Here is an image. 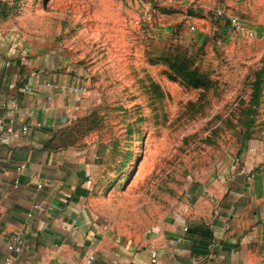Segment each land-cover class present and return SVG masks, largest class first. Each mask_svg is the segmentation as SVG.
I'll return each instance as SVG.
<instances>
[{"label":"rangeland","instance_id":"obj_1","mask_svg":"<svg viewBox=\"0 0 264 264\" xmlns=\"http://www.w3.org/2000/svg\"><path fill=\"white\" fill-rule=\"evenodd\" d=\"M0 41L86 87L60 138L99 150L87 202L104 252L129 258L241 157L264 171V0H0Z\"/></svg>","mask_w":264,"mask_h":264},{"label":"crops","instance_id":"obj_2","mask_svg":"<svg viewBox=\"0 0 264 264\" xmlns=\"http://www.w3.org/2000/svg\"><path fill=\"white\" fill-rule=\"evenodd\" d=\"M51 80L57 88L45 85ZM81 86L50 55L0 41V135L12 128L0 142V264L8 257L12 264H82L90 254L92 264H264V171L250 156L229 170V180L192 191L129 258L104 252L87 202L99 150L60 138ZM16 234L20 253L7 249Z\"/></svg>","mask_w":264,"mask_h":264},{"label":"built area","instance_id":"obj_3","mask_svg":"<svg viewBox=\"0 0 264 264\" xmlns=\"http://www.w3.org/2000/svg\"><path fill=\"white\" fill-rule=\"evenodd\" d=\"M218 14L220 17H223L225 21H227L228 25L234 29L237 32H243L246 33L248 36H252L254 34L253 30L250 28H247L245 23L241 20L239 16H236L234 14H227L224 10L220 9L218 11ZM47 87H54L57 88L58 84L56 80H51L49 82H46L45 84ZM27 90H31L30 87H26ZM86 90L85 86H81L80 88H75L76 92H83ZM15 100L11 101V104H13ZM3 106L0 104V107ZM29 127L25 126L23 128V132H27ZM12 132V128L8 127L6 131H4L0 135V142H7L8 141V135ZM7 249L10 252L13 253H20L23 250V237L20 234L14 235L11 240L9 241L7 245ZM96 260L95 254H90L87 256V258L83 261L82 264H92ZM3 264H12V257H8ZM40 264H46L45 262H42Z\"/></svg>","mask_w":264,"mask_h":264}]
</instances>
